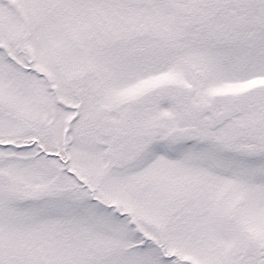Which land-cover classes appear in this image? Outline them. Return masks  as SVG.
<instances>
[{
    "label": "snow or ice",
    "instance_id": "1",
    "mask_svg": "<svg viewBox=\"0 0 264 264\" xmlns=\"http://www.w3.org/2000/svg\"><path fill=\"white\" fill-rule=\"evenodd\" d=\"M0 264H264V0H0Z\"/></svg>",
    "mask_w": 264,
    "mask_h": 264
}]
</instances>
